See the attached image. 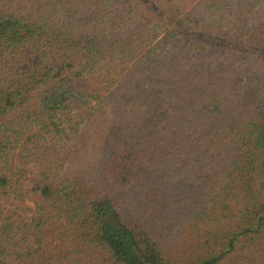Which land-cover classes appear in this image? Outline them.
Wrapping results in <instances>:
<instances>
[{"label":"trees","instance_id":"obj_1","mask_svg":"<svg viewBox=\"0 0 264 264\" xmlns=\"http://www.w3.org/2000/svg\"><path fill=\"white\" fill-rule=\"evenodd\" d=\"M0 264H264V0H0Z\"/></svg>","mask_w":264,"mask_h":264}]
</instances>
